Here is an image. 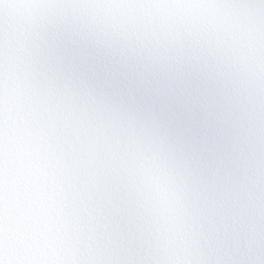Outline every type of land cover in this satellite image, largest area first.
Returning a JSON list of instances; mask_svg holds the SVG:
<instances>
[{"label": "snow or ice", "instance_id": "6c2138e0", "mask_svg": "<svg viewBox=\"0 0 264 264\" xmlns=\"http://www.w3.org/2000/svg\"><path fill=\"white\" fill-rule=\"evenodd\" d=\"M0 264H264V0H0Z\"/></svg>", "mask_w": 264, "mask_h": 264}]
</instances>
